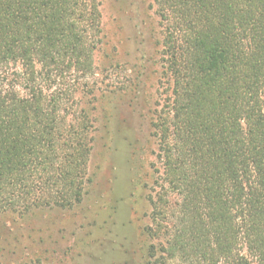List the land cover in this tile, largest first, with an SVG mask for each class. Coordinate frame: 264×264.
Instances as JSON below:
<instances>
[{"label": "trees", "instance_id": "16d2710c", "mask_svg": "<svg viewBox=\"0 0 264 264\" xmlns=\"http://www.w3.org/2000/svg\"><path fill=\"white\" fill-rule=\"evenodd\" d=\"M152 2L162 102L150 264H264V0ZM100 7L0 0V218L84 200L94 127L71 102L95 74Z\"/></svg>", "mask_w": 264, "mask_h": 264}, {"label": "rangeland", "instance_id": "374dc122", "mask_svg": "<svg viewBox=\"0 0 264 264\" xmlns=\"http://www.w3.org/2000/svg\"><path fill=\"white\" fill-rule=\"evenodd\" d=\"M99 1L103 34L95 74L71 102L73 111L92 114L91 183L73 209L0 218V264L151 262L162 30L152 0Z\"/></svg>", "mask_w": 264, "mask_h": 264}]
</instances>
